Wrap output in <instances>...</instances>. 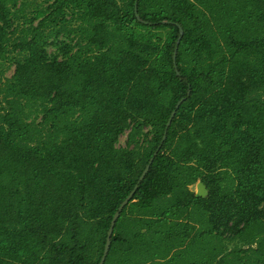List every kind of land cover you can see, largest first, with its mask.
<instances>
[{
    "label": "trees",
    "instance_id": "obj_1",
    "mask_svg": "<svg viewBox=\"0 0 264 264\" xmlns=\"http://www.w3.org/2000/svg\"><path fill=\"white\" fill-rule=\"evenodd\" d=\"M135 1L54 0L13 37L0 0V264H97L136 184L103 264H264V0Z\"/></svg>",
    "mask_w": 264,
    "mask_h": 264
},
{
    "label": "rangeland",
    "instance_id": "obj_2",
    "mask_svg": "<svg viewBox=\"0 0 264 264\" xmlns=\"http://www.w3.org/2000/svg\"><path fill=\"white\" fill-rule=\"evenodd\" d=\"M54 0H18V4L15 7H12V11H14V20H13V26L12 28H16L15 33L12 35L15 37L16 35L19 34V29L23 25H27L29 22L30 18H33L34 15L39 11V10H44L46 9ZM69 17V14L67 15ZM39 20V17L34 19L33 23L36 24L37 21ZM75 21L71 22V26L74 27L76 24ZM78 23V22H77ZM59 39H65L64 36H59ZM50 41L53 39L50 38ZM47 50L52 53L55 51L54 45H49L47 47ZM4 61H1L0 65V85L4 83V80L6 77H9L13 70H14V65L9 59H3ZM2 69L3 73H2ZM126 132L121 134L118 138L117 145H123L126 140ZM193 191L196 189L195 186L192 187Z\"/></svg>",
    "mask_w": 264,
    "mask_h": 264
},
{
    "label": "water",
    "instance_id": "obj_3",
    "mask_svg": "<svg viewBox=\"0 0 264 264\" xmlns=\"http://www.w3.org/2000/svg\"><path fill=\"white\" fill-rule=\"evenodd\" d=\"M134 14H135L136 18L138 19V21L146 23V21L143 20L138 14V11H137V0L134 2ZM162 22L164 23L166 21H162ZM177 27H178V30H179V35H178L177 40H176V46H175L174 51H173L172 60H173V64H174V67H175L176 74H179V71L176 68V53H177V49H178V44H179V42L181 40V37L183 35V28L179 24H177ZM183 100H184L183 97L181 99H179L177 101V103L175 104L174 109L171 111L170 117H169L168 121L166 122V128L164 130L161 142H163V140L166 138L167 129H168L170 123H171V120L174 117L177 108L180 106V104L182 103ZM158 149H159V146L154 151L152 157L149 159L148 163L145 165L144 169L142 170V172H141V174L139 176L138 182H140L144 178L145 174L147 173V171L149 169L150 164L152 163V160H153L154 156L157 154ZM137 187H138V184L134 185L133 189L123 199V201L119 204V206L117 207L116 211L114 212V214H113V216H112V218L110 220V224H109L107 233H106L105 243H104V246H103V251H102L101 257H100V259H99L97 264H103L104 263L106 255H107L109 247H110L111 235L113 233V228H114L115 222H116L117 218L119 217V214H120L121 210L123 209V207L131 200V198H132L133 194L135 193ZM205 190H206V188L203 185V183L198 182L196 194L203 196L206 193Z\"/></svg>",
    "mask_w": 264,
    "mask_h": 264
},
{
    "label": "crops",
    "instance_id": "obj_4",
    "mask_svg": "<svg viewBox=\"0 0 264 264\" xmlns=\"http://www.w3.org/2000/svg\"><path fill=\"white\" fill-rule=\"evenodd\" d=\"M198 182H200V181H197L194 185L191 186V188H192L193 186H195V188H196V189L194 190L195 193H196V191H197V184H198ZM203 185H204V184H203ZM205 192H206V190H205ZM205 194H206V193H205Z\"/></svg>",
    "mask_w": 264,
    "mask_h": 264
}]
</instances>
